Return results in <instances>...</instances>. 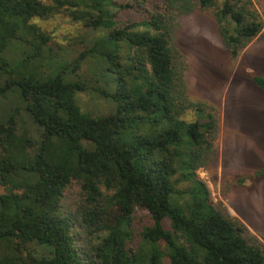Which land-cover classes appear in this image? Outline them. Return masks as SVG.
Segmentation results:
<instances>
[{
	"label": "trees",
	"instance_id": "trees-1",
	"mask_svg": "<svg viewBox=\"0 0 264 264\" xmlns=\"http://www.w3.org/2000/svg\"><path fill=\"white\" fill-rule=\"evenodd\" d=\"M145 1L0 0V264H264L259 238L198 175L219 126L188 96L175 34L180 16L216 0L119 18ZM61 12L106 34L51 74L53 39L38 20ZM214 15L232 59L264 31L253 0H224ZM88 55L115 84L106 116L82 110L87 85L65 73ZM254 81L264 90V76ZM32 243L50 252L30 250L28 263Z\"/></svg>",
	"mask_w": 264,
	"mask_h": 264
},
{
	"label": "rangeland",
	"instance_id": "rangeland-1",
	"mask_svg": "<svg viewBox=\"0 0 264 264\" xmlns=\"http://www.w3.org/2000/svg\"><path fill=\"white\" fill-rule=\"evenodd\" d=\"M223 1L216 0L212 8L198 7L193 13L180 16L175 43L186 64L188 96L194 102L205 103L207 112L216 116L219 126L216 152L207 166L198 170V175L209 186L214 203L241 219L264 245V90L254 81V76H264V31L237 59H232L214 15ZM253 2L264 20V0ZM161 3L146 0L140 8L121 12L119 18L132 21L148 18L159 10ZM38 22L53 39L57 61L51 64V74L63 70L64 64H71L106 34L103 29H86L66 12ZM71 70H65L68 77H80L87 85L76 94L83 111L100 117L115 112L116 103L109 96L115 84L101 56L88 55L82 60L81 69ZM16 103L13 101L10 106ZM29 125L34 127L31 122ZM72 190L75 196L77 188ZM161 245L164 247V242ZM30 250L37 256L48 255L50 247L29 245L20 255L28 263ZM164 263H168V258Z\"/></svg>",
	"mask_w": 264,
	"mask_h": 264
}]
</instances>
